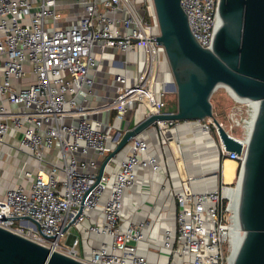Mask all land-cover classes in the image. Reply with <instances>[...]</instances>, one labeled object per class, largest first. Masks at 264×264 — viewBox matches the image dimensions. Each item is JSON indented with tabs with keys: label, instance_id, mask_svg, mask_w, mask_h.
<instances>
[{
	"label": "built area",
	"instance_id": "2783aa9c",
	"mask_svg": "<svg viewBox=\"0 0 264 264\" xmlns=\"http://www.w3.org/2000/svg\"><path fill=\"white\" fill-rule=\"evenodd\" d=\"M218 1L180 0L191 34L204 48H210L214 36ZM155 20L153 0H0V147L6 146L5 155L16 150L26 156L22 182L6 187L0 197V228L84 264H148L147 249L155 247L165 251H158L161 262L156 264H231L240 234L233 211L239 195L235 188L256 102H241L227 90L235 104L248 108L244 126L231 118L235 126L243 127L242 137L225 129L241 143L239 155L227 151L217 134L211 135L215 128L208 118L156 120L128 141L111 182L106 168L117 153L96 181L102 161L126 129L150 116L172 112L164 109L162 98L173 80L170 69L162 73L161 97L155 92L159 63L166 57L156 43ZM106 50L117 55L106 58ZM97 51L99 58L93 56ZM128 53L142 58L130 64ZM105 60L113 79L112 95L102 94L105 100L92 104L98 91H104L99 74L106 72ZM90 70L92 76H88ZM104 114L119 125L104 121ZM179 125L199 127L210 136L219 161L217 180L210 190L193 192V177L184 163L183 168L177 164L179 174L170 169L171 158L164 147L175 158V146L169 141L179 143V137L169 140L167 135ZM185 136L195 134L189 131ZM156 146L165 155L167 177L178 179L181 191H167L162 185L159 193L171 196L176 212L164 217L165 206L154 202L145 219L139 220L136 200L149 195V183L138 181L137 192L126 206L133 213H124L122 200L136 177L142 178L146 171L160 175L163 167ZM225 159L236 164L231 182L224 181ZM173 172L177 177L172 179ZM107 189L105 203L99 204ZM151 213H155L154 223L143 235ZM170 219L175 221V231L167 227L165 221ZM83 222L88 223V233L103 238L98 248L91 247L89 256L80 246L79 234L68 233Z\"/></svg>",
	"mask_w": 264,
	"mask_h": 264
},
{
	"label": "water",
	"instance_id": "95a60500",
	"mask_svg": "<svg viewBox=\"0 0 264 264\" xmlns=\"http://www.w3.org/2000/svg\"><path fill=\"white\" fill-rule=\"evenodd\" d=\"M159 35L176 93L175 111L153 115L126 129L102 161L156 120L210 119L225 149L239 155L241 143L231 137L212 111L210 97L223 86L239 101H256L248 144L239 172L237 225L239 240L231 264H264V0H219L218 22L210 48L191 34L180 0H153ZM0 264H84L0 228Z\"/></svg>",
	"mask_w": 264,
	"mask_h": 264
},
{
	"label": "rangeland",
	"instance_id": "374dc122",
	"mask_svg": "<svg viewBox=\"0 0 264 264\" xmlns=\"http://www.w3.org/2000/svg\"><path fill=\"white\" fill-rule=\"evenodd\" d=\"M140 9V12L142 13V9ZM70 13L69 11H66ZM70 18H72L70 16ZM155 25H156V20H155ZM154 32H156V28L153 29ZM100 52H96V54L93 52V56H97L98 58L100 57ZM116 53L110 52L109 50H106L104 52V57L112 59L116 56ZM120 58H123V55L120 54ZM139 58L141 59V56H137L136 54L133 53H128L127 54V59L130 62V64L134 63L135 60ZM104 65H106V60L104 61ZM105 68V66H104ZM170 69L168 66V63L166 61V57L164 56L163 61L159 63V68L157 72V77H156V84H155V92L156 96L159 98L161 97L160 95V80L162 78V73L164 70ZM110 68L106 65V72H105V77L106 81H110L113 84V80H110V74L108 73ZM131 73V69L129 70ZM93 71L90 70L88 73V76H92ZM100 76L102 75V72L99 74ZM165 77V76H164ZM95 92V90H94ZM99 95H102L103 93H106V91L100 90ZM163 100L165 101V110L166 111H175L177 107V96L175 92H165L164 95L162 96ZM101 102L105 100V96H100ZM77 100H81V94L77 97ZM210 101L212 104V111L216 119L222 124V126L229 131L231 134L237 136V137H242L243 135V127L241 126H235L233 122L231 121V118H237L240 120V122L243 124V120L245 118L249 117L248 114V108L244 105L239 106L238 104H235L234 100L232 97L228 94V91L225 87L223 86H218L214 92L212 93L210 97ZM91 117L96 118V115H92ZM102 119L106 122H111V124L114 127H117L119 125V122L116 121L111 115H106L104 114L102 116ZM241 124V125H242ZM128 126V123H125L123 128ZM244 126V124H243ZM198 128V127H196ZM190 131L189 129L183 128V126L179 125L176 129L175 136L178 134L179 137V143H175L176 148H182L183 149V154H176V163L178 162L179 166H183V163L185 164V171L189 176H192V180L190 181L191 188L194 193L199 192V191H205L206 189L210 190L213 188L215 185V181L217 180V169L219 168L218 164V155L215 153V147L212 146L210 142V136H202V137H197L199 141L201 142V139L205 138L206 141H209V144L206 146L208 148L207 150H212L214 152V155L211 156V153L209 155L208 151L205 150H199L197 149L194 144V137L193 136H185L186 132ZM194 134H198L195 129L192 130ZM205 134V133H204ZM215 129L212 128L211 130V135L215 136ZM182 135V136H181ZM153 138H155V135H152ZM145 137V136H143ZM173 141V140H172ZM129 148L128 144L125 145V147L119 151L114 158H112L111 162H109L107 168H106V173L110 177V182L112 180V175L113 172H115L119 166L120 160L125 153V151ZM165 147V154H167ZM157 153V159L162 165V171L160 172V175H155L152 174L150 171H146L144 173V176L141 177H136V181L134 183V186L127 190L124 193L123 196V206H124V213H133V211H129L126 206L131 203V198L133 194H136L137 192V187H138V181L144 180L145 182H148L151 188V191L149 195H142L140 198L136 200V211L135 213L138 216V219H145L146 217V212L150 209L151 205L155 202L158 206L163 204L165 206L167 212H164L162 216H169L171 214H174L176 212L175 206L171 205V196L169 194H166L165 192L159 193L161 186L164 185L165 189L169 191L171 188H174L176 192L181 191V187L179 185L178 179L170 180V178L167 177L166 175V169L164 166V157L165 155L161 154V151L159 150L158 146L154 148ZM172 149V148H171ZM206 155V156H205ZM215 156V157H214ZM212 157V158H211ZM25 157L21 155L20 153L12 154L7 160L2 161V167L0 170L6 169L9 172H15L19 169V167H22L23 165V160ZM168 158V157H167ZM170 162V161H169ZM198 162V163H197ZM213 164V165H212ZM177 165V164H176ZM212 165V167H211ZM215 165V167H214ZM174 166V163L170 166V169ZM211 167V168H210ZM184 170V169H183ZM214 173V174H211ZM211 174V175H208ZM195 175V176H194ZM205 175L204 177H202ZM224 176V175H223ZM177 177V173L173 172L172 173V179ZM197 177V178H196ZM237 177V175H236ZM235 183L233 184V186ZM108 196V189L104 191V193L100 196L99 198V204H104ZM154 215L155 213L150 214V222L149 225H146L144 230H143V235H146V233L150 230L151 225L154 223ZM165 221V220H164ZM167 224V227L170 228L172 231H175V221L174 219H170L165 221ZM88 229V223L83 222L80 223L75 227H71L68 233L72 234H79L80 238V246L82 250L84 251L86 256H89V252L91 247L98 248L100 245V241L103 239L100 236H97L95 233H88L86 231ZM154 229H157V226L154 227ZM165 228L162 227L159 230L162 231ZM175 232H173L174 236ZM105 241L109 242L108 238H104ZM172 241V240H171ZM163 243V238L160 236L159 238V244ZM142 249L145 247L140 246ZM145 248L144 250H146ZM161 251L162 249L160 248H148V258H147V263L148 264H156L157 262H161V260L157 259V253L158 251ZM162 252H165L162 250Z\"/></svg>",
	"mask_w": 264,
	"mask_h": 264
},
{
	"label": "crops",
	"instance_id": "0c3cea01",
	"mask_svg": "<svg viewBox=\"0 0 264 264\" xmlns=\"http://www.w3.org/2000/svg\"><path fill=\"white\" fill-rule=\"evenodd\" d=\"M101 77L103 78V89H104V91H106V93H103V94H105L106 96H108L109 94H111L112 95V91H113V88H112V86H110V81H107V82H105L106 81V77H105V73H102V75H101ZM110 80H113L112 79V75H110ZM99 90V89H98ZM99 93H100V90L98 91ZM167 92H172L171 90H170V88L168 87L167 88ZM101 94V93H100ZM100 96H102V95H98L97 97H95L94 99H92L91 100V102H92V104H94V103H100L101 102V99H100ZM181 126H183V128H185V129H189L190 131H192V130H194V129H196V126H194V127H189L188 125H181ZM199 128V127H198ZM187 132H189V131H187ZM186 132V133H187ZM186 135V134H185ZM205 136H207L206 134H205ZM212 136H214V135H212ZM197 137H202V135H198V134H195V139H194V141H195V144H194V146L197 148V149H201V150H205V151H207V149L206 148H204L203 147V145L201 144V142L199 141V139H197ZM12 140L13 139H11V138H7L6 139V141H8V142H10V143H12ZM6 151V146L5 145H3V146H1L0 147V169H1V165H2V161H1V159H3L4 161L5 160H7L12 154L14 155V154H16V152L17 153H20L21 155H23V157H26L25 156V154L24 153H22V152H20V151H12V150H10L9 152H10V155H5V152ZM169 152H167V154H168ZM182 154H183V152H182ZM168 156H170V158H171V155H170V153H169V155ZM226 161V160H225ZM224 161V162H225ZM230 161V160H229ZM232 161V160H231ZM224 162H223V164H222V169H223V173H224V169H225V166H224ZM235 163V162H234ZM172 165V164H171ZM170 165V166H171ZM236 165V164H235ZM23 167H25L24 165H22V167H19V169L17 170V171H15V172H9V171H7L6 169H4V170H0V197L3 195V192H4V190H5V188L6 187H10V186H13V185H16V184H18V183H21L22 182V179H21V175H22V170H23ZM234 169H235V167H234ZM178 174H179V170H178ZM233 177H234V175H233ZM232 177V178H233ZM232 178H231V180H232ZM230 180V181H231Z\"/></svg>",
	"mask_w": 264,
	"mask_h": 264
},
{
	"label": "bare ground",
	"instance_id": "6f19581e",
	"mask_svg": "<svg viewBox=\"0 0 264 264\" xmlns=\"http://www.w3.org/2000/svg\"><path fill=\"white\" fill-rule=\"evenodd\" d=\"M232 93V92H231ZM233 94V93H232ZM234 96L238 99V97L234 94ZM239 100V99H238ZM241 102H248L249 103V101H241ZM254 102H256V101H254ZM177 129V128H176ZM176 129L174 130V132H172V133H169L168 135H167V138L170 140L172 137H174L175 136V133H176ZM195 131L198 133V135H202V136H205V134L202 132V130L200 129V128H196L195 129ZM193 132V131H192ZM194 133V132H193ZM176 136H178V134L176 135ZM182 136V135H181ZM194 137V136H193ZM173 139H171L170 141H169V144H170V146H172V144H175V143H173V142H175V141H172ZM180 142V141H179ZM201 144L203 145V147L204 148H206V146L209 144V141H206L205 140V138H203V139H201ZM175 146V145H174ZM165 147H167L166 148V152H169L170 153V155H171V160L173 161V163H174V166L172 167V170H176V172L178 173V167H177V163H176V156H175V158H173V155H172V151L169 149V147L168 146H165ZM165 147H164V149H165ZM175 148V147H174ZM207 149V148H206ZM182 151H183V149L182 148H176V150L174 151V153H176V154H182ZM208 152H209V155H210V153H211V156H213L214 155V152L211 150H207ZM169 153H168V155H169ZM175 154V155H176ZM178 154V155H179ZM206 156V155H205ZM215 157V156H214ZM212 158V157H211ZM226 160V161H225ZM224 161V166H225V169H224V173H223V175H224V181L225 182H231L232 180H231V178L233 177V175H235V169H234V167H236V165H235V163L233 162V161H231L230 159H225ZM230 160V161H229ZM198 163V162H197ZM168 164H171V163H168ZM213 165V164H212ZM212 165H211V167H212ZM170 166V165H169ZM178 166H179V164H178ZM210 167V168H211ZM214 167H215V165H214ZM179 168H183V166H179ZM178 169V170H177ZM217 173V172H216ZM211 174H214V173H212L211 172ZM204 176V175H203ZM234 178V177H233ZM232 178V179H233ZM231 180V181H230ZM236 190L237 189H239V187H236L235 188ZM233 211H234V214H235V217L237 216V205H233Z\"/></svg>",
	"mask_w": 264,
	"mask_h": 264
},
{
	"label": "flooded vegetation",
	"instance_id": "af4514ba",
	"mask_svg": "<svg viewBox=\"0 0 264 264\" xmlns=\"http://www.w3.org/2000/svg\"><path fill=\"white\" fill-rule=\"evenodd\" d=\"M172 146H174V144H172ZM174 151L176 150V147L173 149ZM174 158V157H173ZM234 162V161H233ZM169 163H173V161L171 160ZM171 164H169V165H171ZM178 164V163H177ZM178 167V166H177Z\"/></svg>",
	"mask_w": 264,
	"mask_h": 264
}]
</instances>
